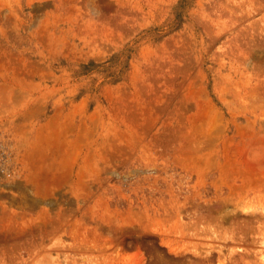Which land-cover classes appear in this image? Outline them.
Here are the masks:
<instances>
[{
  "label": "rangeland",
  "instance_id": "1",
  "mask_svg": "<svg viewBox=\"0 0 264 264\" xmlns=\"http://www.w3.org/2000/svg\"><path fill=\"white\" fill-rule=\"evenodd\" d=\"M263 138L264 0H0V264H264Z\"/></svg>",
  "mask_w": 264,
  "mask_h": 264
},
{
  "label": "bare ground",
  "instance_id": "2",
  "mask_svg": "<svg viewBox=\"0 0 264 264\" xmlns=\"http://www.w3.org/2000/svg\"><path fill=\"white\" fill-rule=\"evenodd\" d=\"M238 127H236V129H237ZM249 128V127H248ZM241 129V128H240ZM244 129V128H243ZM243 129H242V131H240L242 134H243V132H245L246 133V130H244L243 131ZM251 129V128H250ZM248 130V129H247ZM238 130H236V132H237ZM260 131V130H259ZM258 131V132H259ZM239 132V131H238ZM237 132V133H238ZM239 132V133H240ZM250 132H252L251 130H250ZM236 134V133H235ZM234 134V135H235ZM244 135V134H243ZM242 135V136H243ZM247 135V134H246ZM229 136V135H228ZM232 136H233V134H232ZM231 136V137H232ZM230 137V136H229ZM241 138V137H240ZM250 138V137H249ZM227 140H229V139H227ZM234 141V140H233ZM237 141V140H236ZM232 142V141H231ZM238 142H240V141H238ZM253 144L252 145H250V147H252L253 146V148H255V149H258L256 152H254L252 155H251V158H250V160H249V162H245L244 160H240L241 162L242 161H244L245 162V165L249 168V169H251V171H249V169L247 168H240V169H238L237 167V160H236V157H235V159L233 160L232 159V161H234L233 162V164L235 163V169L237 170L236 171V173L238 174V175H241V174H243L244 175V172L246 173L245 174V179L247 180V182L249 181L248 180V174L251 172V174H249L251 177H253V175L255 174V176H256V178H255V176L252 178L253 180L254 179H256V182H258L259 183V185H260V180H261V178L262 177H264V138H263V140H259V141H255L254 140V142H252ZM247 146V145H246ZM236 148V147H235ZM240 148V147H239ZM241 148H243L242 146H241ZM240 148V149H241ZM239 149V150H240ZM230 150V149H229ZM232 150H233V148H232ZM238 150V149H237ZM236 150V151H237ZM248 150H250V149H248ZM234 151V150H233ZM233 151L231 152L232 154H233ZM243 151V150H242ZM242 151H240V152H242ZM230 152V151H229ZM239 152V151H238ZM210 153V152H209ZM209 153H207V154H209ZM252 153V152H251ZM210 154H212V152L210 153ZM234 154L235 155H237L238 153H235V151H234ZM250 154V153H249ZM248 154V155H249ZM239 155H240V153H239ZM244 155V154H243ZM226 156V155H225ZM231 156V155H230ZM230 156H229V158H230ZM244 156H246V155H244ZM215 157V156H214ZM228 157V156H227ZM212 158V157H211ZM229 158H227V159H229ZM234 158V157H233ZM245 159V158H244ZM225 160H226V158H225ZM229 160H231V159H229ZM229 160H227V161H229ZM214 161V160H213ZM230 162V161H229ZM229 162H227V163H229ZM243 162V163H244ZM199 163V162H198ZM198 163H197V165H198ZM214 163V162H213ZM200 164H201V162H200ZM215 165V164H214ZM213 165V166H214ZM244 165V164H243ZM223 166V165H222ZM224 166H226V165H224ZM228 166V165H227ZM199 167V166H198ZM234 166H232V168H233ZM201 169H202V167H201ZM216 169V168H215ZM229 169V168H228ZM231 169V168H230ZM244 171V172H243ZM241 173V174H240ZM252 173H254V174H252ZM203 174V173H202ZM220 174V173H219ZM229 174V173H228ZM232 175H234V174H232ZM229 176V175H228ZM243 178V177H242ZM245 179H243V182H244V180ZM259 179V181H257ZM264 178H262V180H263ZM228 180H230V179H228ZM253 180H252V182H253ZM261 180V181H262ZM217 181V180H216ZM219 181V180H218ZM255 181V180H254ZM237 183V182H236ZM255 183V182H254ZM248 184V183H247ZM257 184V183H256ZM256 184H254V185H256ZM234 185V184H233ZM232 185V186H233ZM264 185V184H263ZM216 186V185H215ZM236 186V185H235ZM242 186V185H241ZM234 187V186H233ZM238 187V186H237ZM235 188V187H234ZM261 188V187H260ZM239 189V188H238ZM230 191H232V189L230 190ZM236 191V190H235ZM233 192V191H232ZM238 192V191H237ZM244 192V191H243ZM242 192V193H243ZM230 193V192H229ZM233 194V193H232ZM245 194V193H244ZM240 196H241V194H240ZM250 210V209H249ZM252 210V209H251ZM250 213V212H249ZM254 217H255V215H254ZM259 218V217H258ZM264 221V220H263Z\"/></svg>",
  "mask_w": 264,
  "mask_h": 264
}]
</instances>
